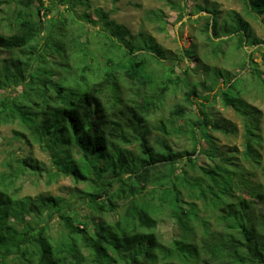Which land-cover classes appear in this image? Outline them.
<instances>
[{
    "label": "trees",
    "instance_id": "1",
    "mask_svg": "<svg viewBox=\"0 0 264 264\" xmlns=\"http://www.w3.org/2000/svg\"><path fill=\"white\" fill-rule=\"evenodd\" d=\"M167 1L181 11L179 2ZM2 3L14 6L0 7V124L17 119L30 137L15 133L49 149L56 171L32 155L17 165L2 162L0 264H264V184L254 179L264 172V113L242 97L249 84L264 92L263 72L249 65L255 51L234 77L215 71L209 94L199 93L196 82L188 85L187 105L170 110L169 128L156 127L163 135L155 147L149 119L171 89L188 84L189 70L185 78L172 76L174 64L163 60L173 58L153 36L135 35L103 7L94 20L91 0ZM243 3L264 25V0ZM197 11L208 12L197 20H205L214 55L230 42L264 49L240 12L223 17L215 5ZM184 57L198 64L194 50ZM217 98L242 118L240 161L220 152L207 133L210 125L237 130L210 122L207 110ZM186 134L199 144L193 151L167 142ZM136 143L137 155L127 147ZM26 171L89 185L80 199L21 195ZM162 216L176 229L166 243L156 231ZM55 220L64 229L53 233Z\"/></svg>",
    "mask_w": 264,
    "mask_h": 264
},
{
    "label": "rangeland",
    "instance_id": "2",
    "mask_svg": "<svg viewBox=\"0 0 264 264\" xmlns=\"http://www.w3.org/2000/svg\"><path fill=\"white\" fill-rule=\"evenodd\" d=\"M49 2V0H45ZM180 3V10L174 9L167 0H91V8L88 10L92 13V18L97 20L98 16L94 12L97 7L110 11L113 19L125 24L135 35L142 34L144 36H153L164 49L166 56L173 58V60H163L164 64L171 67L174 64L175 73L172 76L181 75L185 78L183 71L189 70L188 84L185 86L180 83L177 90H170L167 94L165 104L161 106L160 110L154 113L148 122L151 134V143L157 147V139L163 133L156 127L164 122L170 127V110L177 104L187 105L185 93L188 85L198 83V92L202 95L209 94L207 86L211 84V78L215 71L223 70L230 73L234 77L238 75L242 69V63L245 58L249 60V54L254 52L253 62L249 61V65L253 67L255 63L260 67L264 74V49L261 51L255 50L257 46H244L242 49L236 48V42L225 43L222 46V51L218 55L212 52V46L207 44V39L204 31V19L200 16L208 14L206 11H197L198 7H210L215 5L220 14L224 17L231 11L240 12L253 27L254 35L261 39L264 46V25L257 19L246 14L243 0H173ZM9 6H14V3H2V9H8ZM84 6H79L77 10L82 12ZM56 13V9L54 11ZM181 12V13H180ZM161 14V19L158 15ZM163 27V28H162ZM96 28L100 29L102 26L97 23ZM93 39V38H92ZM218 40V39H217ZM95 46L92 42L91 47ZM186 49L194 50L199 57L198 64L194 65L189 57L181 58ZM153 67L160 69V72L165 70V66L158 64L156 61L152 63ZM245 71V70H244ZM243 71V72H244ZM221 79V78H220ZM246 79V77H244ZM242 97L249 103L258 105L264 113V92L261 87L254 84H249L244 91ZM221 98L212 101L207 112L209 113V120L211 123H221L228 126H235L236 132L224 133L220 130L212 129L211 125L206 128L207 133L211 136L213 143L218 147L220 152L236 159H241V152L243 146V125L242 118L230 105L226 106L221 102ZM16 119L12 123L0 124V172L4 169L1 165L3 161L13 162L17 165L16 159H23L28 155L34 156L41 163H44L48 169L55 172L54 156L49 149L41 148V146L34 142L31 138L29 144L25 138L15 133V131H24L29 135V131ZM262 130L264 132V116L262 123ZM30 137V135H29ZM167 142L174 150L178 151H193L199 144L189 135H174L167 138ZM133 151V154L139 153V148L136 144L127 145ZM264 157V156H263ZM199 161L203 163L205 158L203 155ZM249 167V165H246ZM189 169V166H186ZM49 177L46 172L31 173L27 172L20 178L18 185L22 186L21 195H36L39 193H51L61 195L67 199H80L82 193L88 188L87 182L76 183L70 176L61 175L57 179L49 182ZM259 183L264 184V172L256 171L254 178ZM117 185V184H116ZM245 196L250 199L249 195ZM122 203H120L121 206ZM82 211V210H81ZM53 223V233L58 230H63V224L60 222ZM157 233L161 240L165 243L170 241L176 229L172 222L167 217L159 218Z\"/></svg>",
    "mask_w": 264,
    "mask_h": 264
}]
</instances>
